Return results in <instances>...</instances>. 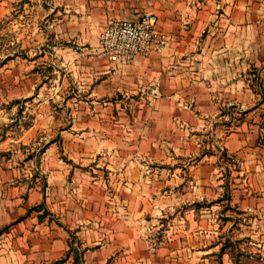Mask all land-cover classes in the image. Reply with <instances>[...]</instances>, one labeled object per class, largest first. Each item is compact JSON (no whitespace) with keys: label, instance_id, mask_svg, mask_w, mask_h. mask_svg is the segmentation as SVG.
I'll return each instance as SVG.
<instances>
[{"label":"crops","instance_id":"0c3cea01","mask_svg":"<svg viewBox=\"0 0 264 264\" xmlns=\"http://www.w3.org/2000/svg\"><path fill=\"white\" fill-rule=\"evenodd\" d=\"M40 1L0 63V264H264V0ZM145 11L166 46L89 56Z\"/></svg>","mask_w":264,"mask_h":264},{"label":"built area","instance_id":"2783aa9c","mask_svg":"<svg viewBox=\"0 0 264 264\" xmlns=\"http://www.w3.org/2000/svg\"><path fill=\"white\" fill-rule=\"evenodd\" d=\"M168 42V35L158 28L155 12L145 11L137 19L111 17L100 32L98 45L90 49L89 56L128 64L139 57H149Z\"/></svg>","mask_w":264,"mask_h":264},{"label":"rangeland","instance_id":"374dc122","mask_svg":"<svg viewBox=\"0 0 264 264\" xmlns=\"http://www.w3.org/2000/svg\"><path fill=\"white\" fill-rule=\"evenodd\" d=\"M3 1L4 0H0V63L8 53H13V50H17L16 44H11L17 34L15 27H26L21 31L22 37L26 39L29 35L28 26L34 22V16L29 11V7L33 0H5V3H3ZM40 2L44 3L45 1L41 0ZM14 46L15 48H13ZM21 51L23 52L25 50ZM0 87H2V85ZM6 105L7 104L0 100V107L5 109L3 112L0 111V139L7 138L8 131L12 132L17 128V125H13L14 122L8 120L12 112L9 111L8 118L6 117L5 113L8 111V108L5 107ZM24 122H28V119H23L22 123ZM11 132H9V136L12 137L14 134ZM43 148V144L39 146L40 151H42Z\"/></svg>","mask_w":264,"mask_h":264},{"label":"trees","instance_id":"16d2710c","mask_svg":"<svg viewBox=\"0 0 264 264\" xmlns=\"http://www.w3.org/2000/svg\"><path fill=\"white\" fill-rule=\"evenodd\" d=\"M58 263H60V261H56V262H54L53 264H58Z\"/></svg>","mask_w":264,"mask_h":264}]
</instances>
